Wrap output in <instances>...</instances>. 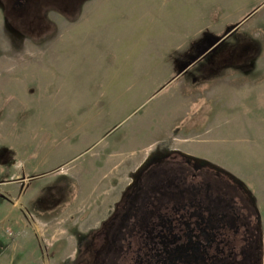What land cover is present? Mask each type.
<instances>
[{
	"label": "rangeland",
	"instance_id": "1",
	"mask_svg": "<svg viewBox=\"0 0 264 264\" xmlns=\"http://www.w3.org/2000/svg\"><path fill=\"white\" fill-rule=\"evenodd\" d=\"M171 149L244 186L264 258V0H0V264H73L101 211L62 210Z\"/></svg>",
	"mask_w": 264,
	"mask_h": 264
},
{
	"label": "flooded vegetation",
	"instance_id": "2",
	"mask_svg": "<svg viewBox=\"0 0 264 264\" xmlns=\"http://www.w3.org/2000/svg\"><path fill=\"white\" fill-rule=\"evenodd\" d=\"M261 226L253 198L227 172L175 149L156 151L73 264H262Z\"/></svg>",
	"mask_w": 264,
	"mask_h": 264
},
{
	"label": "crops",
	"instance_id": "3",
	"mask_svg": "<svg viewBox=\"0 0 264 264\" xmlns=\"http://www.w3.org/2000/svg\"><path fill=\"white\" fill-rule=\"evenodd\" d=\"M86 181H88V180H86ZM83 182H85L84 179H83ZM103 188H104V186L101 189H103ZM37 191L38 190H35V192H37ZM101 191H100V193H89V194L88 193H79V196H80L79 198L81 199V201H77L76 202L77 204H74L72 206H68V207L64 208V210H62V212H61L62 215L65 214L67 216L69 214H77L78 213L77 209H80V208L83 207V209H82L83 212L78 217V222H80L81 225L83 227H85L87 225L86 224L87 220H89L92 217L91 214H95V212L94 213H90V214L89 213H85V207H87V208H93L94 207V209H96L97 212L98 211L99 212L101 211L100 212L101 214L99 213V215L95 218V219L99 220V222H100L109 213V211L111 210V208H110V206L107 209V206H105L104 208H102L101 206H103V205H99V206H97V205H95V206L94 205H91L90 204V200H88V198L90 199V197H91L90 194H93L94 197L96 198V200H99L100 201L99 202L100 204H101V202L102 203L105 202L107 204V199H108V197L111 196L110 195L111 193H102ZM121 191L117 194L116 198L113 200L114 202L118 198V196L121 193ZM24 194L23 195L26 198H28L29 196H32V195H28L27 192L24 193ZM38 194L39 193H35V195H33V196L35 198H37L38 197ZM10 195H12L13 198H15L17 196L14 193H11V194L10 193H0V202L7 203V200L6 199H8V198L10 200H12V197ZM113 201L111 202V204L114 203ZM3 207H5V205H3ZM37 208H38V203H36V205L34 206V209H31V210L29 208H27L26 206H25V208L19 206V207H16L15 210H14V207L12 208V206H9V204H8V212L7 213H8V215L10 214V216L8 217V219L10 220V223L12 224V226H14L15 228H17L18 230H23V229H25V226L26 225L30 226V223L28 222V219L24 215H27L28 213L36 214V212L38 211V209L42 210V208H38V209ZM101 208H102V210H101ZM22 210H24V211H22ZM4 211H5V209H4ZM81 217H83V218H81ZM23 226H24V228H23ZM0 248H1V246H0ZM262 264H264V258H263Z\"/></svg>",
	"mask_w": 264,
	"mask_h": 264
}]
</instances>
